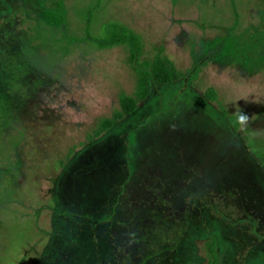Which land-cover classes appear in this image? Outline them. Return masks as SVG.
<instances>
[{
    "label": "rangeland",
    "instance_id": "1",
    "mask_svg": "<svg viewBox=\"0 0 264 264\" xmlns=\"http://www.w3.org/2000/svg\"><path fill=\"white\" fill-rule=\"evenodd\" d=\"M90 9L92 36L124 25L181 73L99 136L135 73L126 46L86 39ZM145 201L129 235L152 239L126 256ZM210 237L219 264H264V0H0V264H206Z\"/></svg>",
    "mask_w": 264,
    "mask_h": 264
},
{
    "label": "trees",
    "instance_id": "2",
    "mask_svg": "<svg viewBox=\"0 0 264 264\" xmlns=\"http://www.w3.org/2000/svg\"><path fill=\"white\" fill-rule=\"evenodd\" d=\"M91 14L92 9L88 10L86 14V39L99 49H108L115 46H126L129 51V62L132 64V68L135 73V87L133 93L131 95L124 93L120 94L118 98L119 109L114 112L111 119H103L98 125V128L92 133L93 136H99V134L107 131L115 121H118L124 116L133 113L137 103L144 100L148 96L153 83H173L181 78V73L176 68L173 61L162 54V49L157 50L156 54L150 59L142 58L143 49L139 37L131 29L125 27L124 25L116 22H107L102 25L101 35L92 36L89 33ZM224 47L225 39H222L213 47L209 48L204 55L195 60L191 69L184 77L190 80L195 78L200 68L207 62L215 59L222 52ZM204 95L209 101L215 103L218 111L226 119L231 128L237 130L242 125L244 120L243 111H239L234 114L228 113L223 105L218 101L216 92L211 88L207 89ZM90 136H88V138L92 139ZM153 204H155L154 208H157L156 202ZM142 206L145 208L144 210L131 209L128 211V214L126 215L127 222L125 223L131 225L124 227L122 232V238L124 241L128 242L131 239L137 241L134 243L136 252H138V254H140L139 252H142L138 242L143 245L149 243V239H152V237H150V235H152L151 230L145 231L144 235L139 233L137 235V233L133 232L129 235V229L131 226L137 227V225H140L142 228H145L146 225H151V222H149L151 216H148L150 207L148 201L142 202ZM143 211H145V213ZM153 211L150 210V213ZM163 212H165V210L158 209L155 211L152 215L153 220L157 218V222L163 224L164 221L168 219V217ZM120 223L123 224L122 221H120ZM129 246H131L129 242L123 243L120 246L119 251L122 250V252L128 256L129 252L126 250V248ZM205 249L206 264H219L216 253V240L214 237H210L207 241H205Z\"/></svg>",
    "mask_w": 264,
    "mask_h": 264
}]
</instances>
